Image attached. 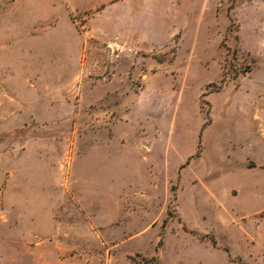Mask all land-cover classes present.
I'll return each instance as SVG.
<instances>
[{
	"label": "rangeland",
	"instance_id": "1",
	"mask_svg": "<svg viewBox=\"0 0 264 264\" xmlns=\"http://www.w3.org/2000/svg\"><path fill=\"white\" fill-rule=\"evenodd\" d=\"M0 264H264V0H0Z\"/></svg>",
	"mask_w": 264,
	"mask_h": 264
}]
</instances>
